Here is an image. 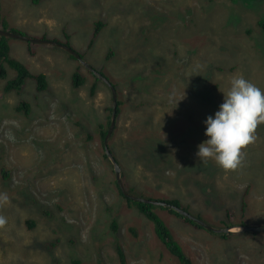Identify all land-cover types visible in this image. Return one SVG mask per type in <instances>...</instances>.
Segmentation results:
<instances>
[{"label": "rangeland", "instance_id": "1", "mask_svg": "<svg viewBox=\"0 0 264 264\" xmlns=\"http://www.w3.org/2000/svg\"><path fill=\"white\" fill-rule=\"evenodd\" d=\"M2 9L6 16H16L11 31L70 43L94 69L119 83L118 98L125 99L118 124L123 141L131 144L140 137L132 105L149 103L145 107L153 120L142 133L153 146L146 157L129 156L125 188L150 198L167 196L151 175L142 179L140 171L181 147L185 153L172 158L177 164L171 185L191 202L193 215L216 228L235 221L264 227V122L254 141L241 149L240 165L235 170L219 167V189L202 192L210 179L202 166L200 177L183 170L190 167V156L195 157L190 162L199 161L197 146L207 139L203 121L217 111L216 104L201 102L193 85L185 92L192 77L198 74L202 89L204 78L209 79L210 91L222 97L233 76L264 90V32L257 24L264 19V0H3ZM7 43L18 54L9 49L10 57L28 63L34 76L44 74L48 88L39 91L29 78L20 93H7L0 79V185L7 197L8 183L15 188L14 196L0 201V264H71L74 259L119 264L116 243L126 264H181L158 240L154 224L121 200L114 167L101 160L96 126L112 105L110 89L100 85L90 96V76L76 89L72 76L78 63L63 49L26 42L21 49L10 39ZM25 50L29 53L23 55ZM214 65L227 69L217 71L210 67ZM15 76L8 71V79ZM176 85L184 86L183 94L174 90ZM22 102L29 103L30 112L18 108ZM148 115L143 114L145 119ZM87 132L94 139H86ZM156 212L192 264H264V233L227 237L179 221L166 208ZM28 220L34 230L28 229ZM113 221L116 231L110 227ZM49 243H56L52 254L39 248Z\"/></svg>", "mask_w": 264, "mask_h": 264}, {"label": "trees", "instance_id": "2", "mask_svg": "<svg viewBox=\"0 0 264 264\" xmlns=\"http://www.w3.org/2000/svg\"><path fill=\"white\" fill-rule=\"evenodd\" d=\"M2 1L3 0H0V27L4 28V29H10L7 20L2 15ZM257 24L260 27V29L264 32V19H260L257 22ZM17 32H19V31H17ZM0 39H1V41H0V79L5 80V82H6L5 83V90L7 91V93H12V92L20 93L23 85H25L26 81L29 78H32L36 82V87L39 91L42 92V91L47 90L48 82H47L46 76L44 74H39V75H35V76L33 74H31L29 69L22 62L18 61L15 58L10 57V55H9L10 47H9V44L7 43L8 38L0 37ZM65 44L71 46L70 43H65ZM70 57L78 63V66L76 67V71L72 76L73 86L76 89L83 88L85 86L84 84L88 80V77L90 76L94 79L93 85L91 86L92 88L90 89L91 91L89 92L90 96L95 95L96 89H98L100 85H104L107 88V90L109 91V88L106 84L101 82L91 71L84 68L80 64V62L78 60H76L72 55H70ZM108 57L113 58L114 54L108 55ZM6 64L8 65L9 69L6 67ZM210 67L212 69H216L217 71H221V72L227 69L226 67L216 66V65L210 66ZM233 70H234V68H233ZM8 71H9V73H10V71L12 73L16 72V76L14 78L8 79ZM98 71H100L103 75H105L108 78V76L105 72H102L101 70H98ZM179 73L180 72L177 71L175 73V77L178 76ZM208 80L209 79L205 80V78H204L205 87L202 89V87H200V84H202V83H200V78H198V74H196V77H192V81L190 80V83L187 85L185 92L191 91L192 85H193L195 90L197 91L198 97L201 100V102H205L207 104L212 102L213 105L216 104V108H214V109L218 110L219 105L223 102V97H222L221 93H219V94L215 93L214 94L210 91L209 85H207V83H206V81H208ZM117 83L118 82H116V81H115V83L112 82V84L117 89L118 94H120L121 88H120L119 83L118 84ZM175 87H177V88H174V90H179L182 92V94L184 93V86L176 85ZM216 87H217V84L212 86V88H216ZM176 96H178V95H176ZM182 100H183V97L179 96V102H181ZM109 102H111V96H110ZM124 102H125V99L118 98V110H117L116 126H115L114 132L112 133L111 138L109 139L108 147H109V150L112 152L116 161L118 162V164L120 165V167L122 169V178H123V182L126 186L127 173L130 172V170H128V168H130L132 166L128 161L129 156L133 155V153H134V154L140 156L141 158H143V157H146L147 155H149V153L151 152V147L153 146V144L151 143L149 138L146 137L149 135L148 134L144 135L142 133V130H143V126L145 124L150 125L149 122H151L153 119L150 118V116L148 115V111L145 107V105L149 104L147 101H142V102L140 101L139 103L133 104L132 108L136 112L135 119H136V121H138L140 123V125L137 127L140 130V131H137L139 133L140 137L138 140L133 138L131 144H129V142L126 138L124 139L125 141H123L120 138L121 135L118 134V130H119L118 124H119V117H120V114L122 112L121 107L124 104ZM161 105H166V104L162 103ZM176 106H178V105H176ZM167 107H169V106H167ZM18 108L20 110H25L26 112H30V105L27 102H22L20 104V107H18ZM60 108H62L65 111V109L63 108L62 105L60 106ZM186 112H187V110H186ZM105 113H106V116L104 117L105 119L102 117L99 120H97L100 122L97 123L96 134H97L98 140H99V148L101 151V160L103 161V163H106L108 166L113 168V164L108 159V156L106 154L105 143H104L107 131H108L110 123H111L112 105L105 107ZM143 114L148 115L146 117V119L143 116ZM78 125H80V123H78ZM137 128L135 126H132V129H137ZM115 133H116V137H115ZM152 133L153 132H150V134H152ZM117 135H119V137H117ZM141 135H143V136H141ZM86 139L92 140V139H94V135L91 134L90 132H87ZM83 151H86V147L83 148ZM185 151L186 150L182 149L181 147H179L177 149L173 148L167 153V155L159 157L155 163H151V164L146 165V166L141 168V171H140L141 178L145 179L151 175L153 180L156 181V187L161 189V190H162V188L165 189L167 192V196L164 194L161 198H158V197L150 198V197L138 195L137 193L134 192L133 189H128L127 187H126V189L131 194H134L136 196L148 198L150 200H158L161 202H166L170 205L180 207V208L190 212L189 208L193 207L191 205V202L189 200L184 199L183 196L180 197L178 195V193L181 192L179 190V188L176 185H174V186L171 185L172 170L176 167V164H177V162L176 163L172 162L173 155L177 158V156H180L182 153H185ZM190 158L194 159L195 157L190 156L188 158L189 163H187L186 166H190V167L187 168L184 166V168H183L184 171H189L191 169L194 175L200 177L201 166L204 168V170H209V173H210V179L208 182L209 184L206 188L204 187L202 192L205 193V191H207L208 188H211L213 191H215L217 188L219 189V187L222 185V182L217 184L218 181L216 180V178H217L219 166L215 163V161L213 159H208L206 163H201L200 160L197 158L199 161L190 162L191 161ZM54 163L61 166L59 164L58 160H54ZM136 165L137 164L135 163L134 166H136ZM6 174H7V172H5V171L2 173V175L4 177L2 179L3 181L6 180V178H5ZM124 174L126 175V180H125ZM106 187H107V191H108L109 187L108 186H106ZM0 188H1L0 193H4L5 187L0 185ZM115 190L117 191V194L120 198L122 196L121 200H124L129 207L136 208L138 211H140V213H142L148 220H150L154 224V231L156 233V237L162 243V245L165 246L166 250L169 253L176 256L179 259L181 264H184V263L185 264H192L191 260L188 261V259L184 256L182 249L180 248L181 245L178 242H175V240L171 236L172 233L170 231L169 226L167 225V223L163 222V220L157 214L156 209L158 207L166 208L169 211L170 215L172 217L174 216L179 221L185 222L188 225H191L192 227H195L199 230L205 229V228H203L201 225L197 224L196 222L190 220L189 218L183 216L182 214H180L179 212L175 211L172 208H168V207H164V206H156L153 204H146V203L136 202V201L131 200L129 197L125 196L122 193V191L120 190V188L118 187V185L116 183H115ZM8 191H9L8 197L15 195V188L12 187V185L9 183H8ZM158 191H160V190H158ZM207 194L210 195V193H208V192H207ZM183 201L186 202V204L185 203L182 204ZM202 203L203 204H201V206L206 205L205 202H202ZM240 209H241L240 213L245 214V211H246V199H245V197L243 198L242 208H240ZM198 211L200 212V210H198ZM231 213L232 212L230 210H227L226 216L231 217ZM196 217H198L199 219H202L200 216H196ZM185 223H183V224H185ZM27 225H28L29 230H34L36 227L34 222L30 221V220L27 221ZM243 225L244 226H251L253 224H245V223H242L239 221H235L234 223H230L228 225H225L224 227L232 228V227H238V226H243ZM110 227L114 231L117 230V224L114 221L112 222ZM208 231H211L214 233L213 230H208ZM55 232L56 231H52V234H55ZM132 232H133L134 236L137 235V232H135V230H133ZM92 233H93V230H92ZM222 234H223V236H227V237H228V235H238L237 237L244 236V234H241V233L232 234L229 232H225ZM249 234H251V233H249ZM46 241L47 240H44L43 242H46ZM55 244L56 243H49V244L45 245L44 247L39 246V248L41 250H44V251L52 254V251L56 246ZM115 246H116V253H117L118 257L120 258L119 264H126V257H125V252H124L123 248L118 243H116ZM56 264H59V263H56ZM71 264H80V261L74 259V260H72Z\"/></svg>", "mask_w": 264, "mask_h": 264}, {"label": "clouds", "instance_id": "3", "mask_svg": "<svg viewBox=\"0 0 264 264\" xmlns=\"http://www.w3.org/2000/svg\"><path fill=\"white\" fill-rule=\"evenodd\" d=\"M222 93L218 110L203 121L207 139L198 144L195 155L201 163L213 159L220 168L235 170L241 163V149L254 141L258 124L264 122V90L243 76H233L230 87ZM7 199L0 193V201Z\"/></svg>", "mask_w": 264, "mask_h": 264}, {"label": "water", "instance_id": "4", "mask_svg": "<svg viewBox=\"0 0 264 264\" xmlns=\"http://www.w3.org/2000/svg\"><path fill=\"white\" fill-rule=\"evenodd\" d=\"M0 37H5L8 39H16V40H20V41H23L26 43H32V44L49 45V46H53L56 48L63 49L68 54L72 55L76 60H78L84 68L91 71L101 82H103L104 84H106L108 86V88L110 89V92H111L112 114H111V123H110L109 129L107 131L105 140H104L105 150H106V154L108 156V159L112 162L113 167H114L116 184L118 185V187L120 188V190L122 191V193L125 196L129 197L131 200L136 201V202H142V203H146V204H153L156 206H164V207L172 208L175 211L182 214L183 216H185V217L189 218L190 220L196 222L197 224L201 225L202 227H204L206 229L213 230L214 232H217V233H225V232H232L235 234H239V233H264V227H256V226H244L243 225V226L236 227V230H233L232 228H214L213 226H211L210 224H208L204 220L199 219L195 215L191 214L190 212H188V211H186L180 207L173 206V205H170L166 202H161L158 200H150L148 198H143V197L136 196V195L129 193L127 191V189L125 188V185L123 182L122 169H121L120 165L118 164L114 155L112 154V152L109 150V147H108L109 139L111 138L112 133L115 130L116 121H117V110H118V91L115 88V86L112 84L111 80L109 78H107L105 75H103L100 71L94 69L87 61L84 60V58L81 56V54H79L71 46L66 45L65 43H61V42H58L56 40L44 39V38L43 39L42 38H33V37L30 38V37H27V35H24L22 33L11 31L9 29H4L1 27H0Z\"/></svg>", "mask_w": 264, "mask_h": 264}, {"label": "crops", "instance_id": "5", "mask_svg": "<svg viewBox=\"0 0 264 264\" xmlns=\"http://www.w3.org/2000/svg\"><path fill=\"white\" fill-rule=\"evenodd\" d=\"M2 15H3V17L7 20L10 29H12L13 27H16L17 24H16V20H15V18H16L15 15L10 14V15H7V16H6V15L4 14L3 9H2ZM10 20H14L15 24L10 23V22H9ZM21 32H23V31H21ZM33 33H35V32L29 33V35L31 36V34H33ZM33 37H34V36H33ZM35 38H41V37H35ZM42 39H43V38H42ZM44 39L53 40V39H50V38H44ZM10 40L14 41V43L17 44V47H18V48H21V49H24V48H25V44L23 43V41H20V40H14V39H10ZM55 40L58 41V42H61V41H59V40H57V39H55ZM62 43H63V42H62ZM46 46H49V45H46ZM9 47H10V46H9ZM52 47H53V46H52ZM10 49H12L13 51L15 50V52H16V48H14V45H13ZM25 53L28 54L29 52H27V50H25V52L23 53V55H24ZM16 54H17V52H16ZM17 56H18V54H17ZM20 58H22V57H20ZM28 58H30V56H28ZM15 59H17V60L19 61L18 58H15ZM20 62H22V63H23L28 69H29V65H28V63H24L23 60H20Z\"/></svg>", "mask_w": 264, "mask_h": 264}]
</instances>
